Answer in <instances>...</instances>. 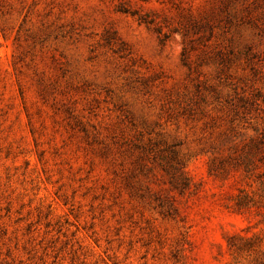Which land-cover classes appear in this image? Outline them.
<instances>
[{"label":"rangeland","instance_id":"374dc122","mask_svg":"<svg viewBox=\"0 0 264 264\" xmlns=\"http://www.w3.org/2000/svg\"><path fill=\"white\" fill-rule=\"evenodd\" d=\"M263 128L264 0H0V264H235Z\"/></svg>","mask_w":264,"mask_h":264},{"label":"trees","instance_id":"16d2710c","mask_svg":"<svg viewBox=\"0 0 264 264\" xmlns=\"http://www.w3.org/2000/svg\"><path fill=\"white\" fill-rule=\"evenodd\" d=\"M238 162L249 187H238L230 207L247 215L249 224L241 232L227 234L225 247L235 264H264V128L243 146Z\"/></svg>","mask_w":264,"mask_h":264}]
</instances>
